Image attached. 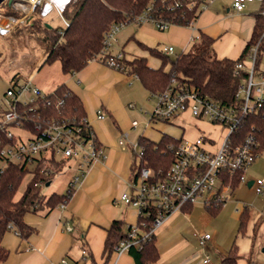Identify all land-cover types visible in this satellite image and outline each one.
Segmentation results:
<instances>
[{"label": "built area", "instance_id": "built-area-1", "mask_svg": "<svg viewBox=\"0 0 264 264\" xmlns=\"http://www.w3.org/2000/svg\"><path fill=\"white\" fill-rule=\"evenodd\" d=\"M6 0H2L4 2ZM13 7L22 11V15L0 13V36L10 34L20 24L26 22L38 8L41 17L48 18L54 13L63 16L68 4L75 0H9ZM215 0H178L168 4L169 8L182 7L196 9L199 13L207 9ZM253 0H232L237 11H243L248 2ZM260 14L264 16V0H260ZM171 6V7H170ZM154 2L133 16L124 14V20L115 22L105 33L100 51L87 60H100L107 66L138 77L130 73L124 63L125 53L122 49L113 51L121 30L130 23L137 25L151 24L159 30L175 25L173 21L160 17ZM190 22V27L195 26ZM65 27L69 25L64 19ZM63 32V30L61 31ZM199 38V33L192 41ZM264 28L258 40L250 47L246 59L238 61L234 68L241 75L232 102H223L201 94L195 88L180 83L175 77L171 84L162 91L153 92L155 104L150 120L175 122L185 113L196 120L207 121L225 131L223 137L202 133L194 139L181 138L178 143H170L164 151L174 154L173 163L166 170L155 171L150 166L141 165L140 159L144 147L132 142L131 147L139 162L135 167L134 180L129 183L130 191L123 192L120 199L137 210L138 221L128 224L125 236L115 245L118 253L130 248H141L152 240L159 228L174 213L185 207L201 203L209 208H220L225 205L234 190L235 182H246V170L260 155L256 127L235 142L234 133L254 114L264 112ZM163 52L171 54L174 46L165 45ZM64 99L55 103L56 109ZM52 105L48 93L37 86L33 79L16 80L0 95V177L10 163L34 168L43 159L76 162V171L69 181L66 197L69 199L87 168L107 157L104 146L97 139L92 126L84 117L77 121L74 118L54 115L49 107ZM132 106V104H130ZM97 117L103 119L102 108L97 109ZM139 125L132 121V127ZM128 133L125 132L119 144L126 146ZM140 146V147H139ZM139 147V151L137 150ZM64 166V167H65ZM257 193L264 190V179L253 180ZM66 202L58 204L63 207ZM10 229H14L9 225ZM17 233V231L15 230ZM212 237L211 233L199 234V242L204 245ZM83 256L86 250L82 251ZM205 262H210L206 256ZM60 264H69L62 259Z\"/></svg>", "mask_w": 264, "mask_h": 264}, {"label": "crops", "instance_id": "crops-1", "mask_svg": "<svg viewBox=\"0 0 264 264\" xmlns=\"http://www.w3.org/2000/svg\"><path fill=\"white\" fill-rule=\"evenodd\" d=\"M261 7L260 0H253L247 3L243 11H237L232 6V0H215L199 14L194 27L171 25L170 30L164 34L151 24L130 23L119 33L113 51L122 49L128 60L146 57L151 67L158 68L162 61L153 55L149 48L163 51L165 45H174L185 51L188 50L197 32H204L214 38L213 47L218 58L236 59L241 56L253 34L256 14L260 13ZM49 17L45 19L47 23ZM61 83H65L82 100L87 118L97 139L104 146L107 157L93 162L87 168L63 207L56 205L54 208L25 213V221L34 229L27 239H22L15 229L7 230L2 239V246L9 251V254L0 264H60L63 258L69 264H104L105 240L112 222L117 219L122 220L126 229L128 224L138 221L137 210L125 204L120 196L123 192L130 191L129 183L134 180L135 167L139 162L131 147L134 141L130 131L135 130L132 121L138 120L135 117L137 114L142 115L144 109L140 106L147 107L145 101L147 95L151 93L138 77L111 68L100 60L88 61L80 70L65 74L62 81L45 92H53ZM35 84L41 88L39 84ZM133 95L135 101L132 100ZM98 108H102L105 113L103 119L97 117ZM150 111L151 108L146 112ZM153 122L156 125L179 127L181 135L174 136L164 128L163 131L157 129L155 135L143 131L139 134L138 141L141 135L158 141L164 133L176 138H186V134H189L186 125L190 122L195 125L197 123L211 125L207 121L196 120L189 113H185L175 122ZM190 130L194 132V136L190 139L202 133L212 135L206 129L196 126ZM125 132L128 133V140L126 146H122L119 140ZM66 167L70 170L65 173L63 191L56 192L59 194L66 193L69 181L76 171V162L69 160L60 174H63L62 171ZM53 179L48 185H51ZM251 180L255 179L247 178V183ZM190 211L184 209L174 213L159 228L155 237L160 256L156 262L150 264H219L227 254L232 244L218 243L212 234L211 239L204 245L200 244L195 232L194 238L184 236L176 241L168 238L166 241L161 239L160 244L158 243V235L168 229L179 215H188ZM259 234L264 237V221L255 235L253 233L250 247H245L246 249L240 253L242 246L238 245L237 264H264V247L260 250L255 242ZM262 242L264 244V239ZM83 249L86 250L85 257L82 253ZM133 252L115 251L108 264H139ZM206 256L210 258L208 263L205 262Z\"/></svg>", "mask_w": 264, "mask_h": 264}, {"label": "trees", "instance_id": "trees-1", "mask_svg": "<svg viewBox=\"0 0 264 264\" xmlns=\"http://www.w3.org/2000/svg\"><path fill=\"white\" fill-rule=\"evenodd\" d=\"M178 0H75L68 4L63 11V17L69 25L63 28H49L46 20L41 17L39 9L29 17L25 23L16 27L11 34L24 37V29H28L30 36H42L45 41V63L59 60L61 69L65 74L80 70L87 60L96 55L103 45L105 33L115 22L124 20V14L133 16L144 10L151 2L156 5L160 17L173 21L175 25L189 26L196 20L199 12L196 9L188 10L182 7L169 8ZM6 15L20 17L21 10L13 7L9 0L2 2ZM171 7V6H170ZM264 28V16L256 14V24L253 34L247 42L241 56L236 59L218 58L213 50L214 38L204 32L194 40L188 50L182 51L172 59L168 54L156 48H149L150 52L162 61L158 68L151 67L146 57H137L133 60L124 59L130 73H135L150 92H158L167 88L175 77L180 83L195 88L203 95L232 102L235 92L241 81V75L235 73L234 68L238 61L246 59L250 47L258 40ZM63 30V32H61ZM264 44V40L262 41ZM167 65L169 67L167 68ZM52 105L49 110L54 115L68 116L77 121L86 117L83 102L65 83L59 84L53 92L48 93ZM64 99L59 109L55 103ZM157 121V120H153ZM166 121V120H161ZM168 122V121H167ZM255 125L256 136L259 140V154L264 150V112L250 116L244 124L232 135L235 142L242 140L248 131ZM181 138L164 133L160 140L155 141L141 135L139 142L144 147V154L140 159L141 165L150 166L155 171L166 170L174 161V154L170 151L164 153L170 143H178ZM65 166L64 161L43 159L36 167L29 168L19 164L10 163L0 177V262L4 261L9 251L2 246V239L9 225L17 231L22 239H27L34 229L25 221L27 212H37L43 208H54L56 205L67 202L66 194L51 193L45 196L42 187L51 181ZM31 173L30 179L19 198L16 194L24 178ZM240 182L237 180L235 186ZM221 208V207H220ZM220 208L207 210L216 214ZM192 205L185 207L190 211ZM264 215V214H263ZM264 217L254 227V235ZM249 219V209L245 205L239 216V231L246 230ZM124 222L114 220L108 228L105 240V263L115 252V245L125 236ZM134 250V252H133ZM135 253L139 264H150L159 259V250L156 237L147 241L141 248H130ZM239 250L233 242L227 254L219 264H237Z\"/></svg>", "mask_w": 264, "mask_h": 264}, {"label": "rangeland", "instance_id": "rangeland-1", "mask_svg": "<svg viewBox=\"0 0 264 264\" xmlns=\"http://www.w3.org/2000/svg\"><path fill=\"white\" fill-rule=\"evenodd\" d=\"M3 11L5 10L2 6V2H0V13H3ZM48 20L51 26L55 29L65 27L64 17L58 13H54ZM178 26L184 25H176L174 27ZM184 27L188 28L190 26ZM170 28L171 26L168 29L160 31L164 34L168 32ZM24 32L26 33L24 37H16L11 33L6 36H0V95H2L9 86L13 85L16 80L25 81L32 78L34 83L41 86L43 92H47L64 79L65 73L61 69L59 60L44 64L46 58V46L42 36H30L29 31L26 28L24 29ZM193 42L194 41H191L187 49L191 47ZM174 47L175 51L169 54L172 59L182 51V49L176 46ZM213 50L215 52V47H213ZM153 59L154 58H152V60ZM168 67L169 65H167V68ZM148 95L145 101L147 102L146 104L148 108H144V105L140 106L144 109L142 110V115L137 114L135 116L139 121V125L135 130L130 131L133 141L139 143V134L145 131L150 135H155V132H158L157 129H161L162 131L166 129L168 133L174 136H180L181 129L179 127L156 125L153 120H151L152 122L149 121L151 112L146 111H149L150 108L152 111L155 104V98ZM132 100L135 101L134 95ZM156 122L162 121L157 120ZM194 126L206 129L217 139H221L225 133L223 129L212 127L207 123H197L195 125V123L190 122L186 125V131L189 132V134H186V138H192L191 136H194L193 130H190ZM139 147L137 149L138 151ZM69 170L70 169L66 167L64 171H62L63 174H60V172L57 173V176H54L51 185L44 184L42 187L43 194L49 196L53 191H63L65 185V173L69 172ZM245 174L247 178L255 180H257V178H264V150L260 153L255 162L246 170ZM30 177L31 173L24 178L23 183L16 194V198L21 196ZM245 205H247L249 209V219L247 221L246 230L240 232L239 216ZM263 214L264 190L262 193H257L255 186H249L247 181L242 182L234 188L227 203L223 205L216 214L210 213L205 205L198 202L194 205L188 215H179L178 218L168 226V229L158 235V243L160 244L161 239L162 241H166L168 238L169 240L172 238L171 241H176L178 238L184 236L194 238V232L197 237H199L198 233L209 232L216 237L218 243L227 242L232 244L233 242H236L237 245L240 244L242 246L240 250L241 253L243 249H246L245 247H250L254 227L260 222L259 220H261V217H264ZM263 221L264 218L261 221V224ZM263 239L264 237H262V234H259L255 241L260 250L264 247L262 242Z\"/></svg>", "mask_w": 264, "mask_h": 264}, {"label": "water", "instance_id": "water-1", "mask_svg": "<svg viewBox=\"0 0 264 264\" xmlns=\"http://www.w3.org/2000/svg\"><path fill=\"white\" fill-rule=\"evenodd\" d=\"M1 1H2V0H0V2H1ZM46 25H47L49 28L52 27V26H51L49 23H47V22H46ZM49 183H50V182H47V185H48ZM252 183H253V180H251V181L248 183V185L251 186Z\"/></svg>", "mask_w": 264, "mask_h": 264}]
</instances>
